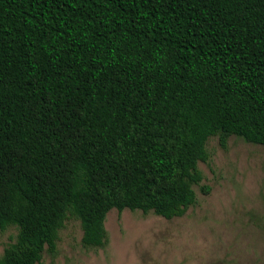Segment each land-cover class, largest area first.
<instances>
[{
	"label": "trees",
	"instance_id": "obj_1",
	"mask_svg": "<svg viewBox=\"0 0 264 264\" xmlns=\"http://www.w3.org/2000/svg\"><path fill=\"white\" fill-rule=\"evenodd\" d=\"M215 135L264 145V0H0V264L183 216Z\"/></svg>",
	"mask_w": 264,
	"mask_h": 264
},
{
	"label": "rangeland",
	"instance_id": "obj_2",
	"mask_svg": "<svg viewBox=\"0 0 264 264\" xmlns=\"http://www.w3.org/2000/svg\"><path fill=\"white\" fill-rule=\"evenodd\" d=\"M207 148L209 160L199 162L204 178L194 185L197 202L183 216L114 208L103 247H85L73 217L41 264H264V145L232 135L223 147L215 135ZM16 233L0 230V256Z\"/></svg>",
	"mask_w": 264,
	"mask_h": 264
}]
</instances>
